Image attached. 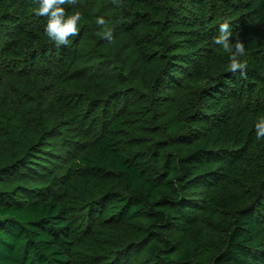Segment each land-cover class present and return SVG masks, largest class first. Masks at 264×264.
Wrapping results in <instances>:
<instances>
[{"label": "trees", "instance_id": "obj_1", "mask_svg": "<svg viewBox=\"0 0 264 264\" xmlns=\"http://www.w3.org/2000/svg\"><path fill=\"white\" fill-rule=\"evenodd\" d=\"M35 7L0 0V264H264V0H67L68 45Z\"/></svg>", "mask_w": 264, "mask_h": 264}, {"label": "clouds", "instance_id": "obj_2", "mask_svg": "<svg viewBox=\"0 0 264 264\" xmlns=\"http://www.w3.org/2000/svg\"><path fill=\"white\" fill-rule=\"evenodd\" d=\"M67 0H37V7L34 8V12L37 16H44L47 18V22L44 26L45 35L56 45H68L70 43L69 37L78 34L79 25L82 22V13L76 11L72 14H68L64 5ZM114 3L119 6V0H113ZM99 25L106 23L103 17L97 18ZM219 34L212 38V42L221 46L222 51L228 54V70L235 73L240 71L241 75H244L246 69V60L243 59L246 56L245 46L242 42L237 40L233 43L230 40L232 35V26L228 19H224L219 24ZM103 35L107 39L112 38L111 29L106 30ZM255 137L259 140H264V116H260L254 123Z\"/></svg>", "mask_w": 264, "mask_h": 264}, {"label": "rangeland", "instance_id": "obj_3", "mask_svg": "<svg viewBox=\"0 0 264 264\" xmlns=\"http://www.w3.org/2000/svg\"><path fill=\"white\" fill-rule=\"evenodd\" d=\"M9 71H10V70H9ZM9 71H7V72H5L4 74H1V75H2V76H5V78H8V79L10 80V82H12V81H14V80H12V79H14V78H13V77L9 78V75L12 76L13 74H10ZM9 84H10V83H9ZM9 87H10V86H9ZM2 88H3V87H0V91L2 90ZM8 91H9V89H7L6 92H8ZM6 92H5V90H4L3 95H6Z\"/></svg>", "mask_w": 264, "mask_h": 264}]
</instances>
